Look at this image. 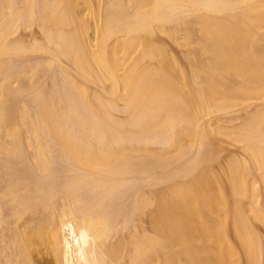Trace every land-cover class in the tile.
Returning a JSON list of instances; mask_svg holds the SVG:
<instances>
[{
	"label": "bare ground",
	"instance_id": "1",
	"mask_svg": "<svg viewBox=\"0 0 264 264\" xmlns=\"http://www.w3.org/2000/svg\"><path fill=\"white\" fill-rule=\"evenodd\" d=\"M0 264H264V0H0Z\"/></svg>",
	"mask_w": 264,
	"mask_h": 264
},
{
	"label": "rangeland",
	"instance_id": "2",
	"mask_svg": "<svg viewBox=\"0 0 264 264\" xmlns=\"http://www.w3.org/2000/svg\"><path fill=\"white\" fill-rule=\"evenodd\" d=\"M227 126V125H226Z\"/></svg>",
	"mask_w": 264,
	"mask_h": 264
}]
</instances>
